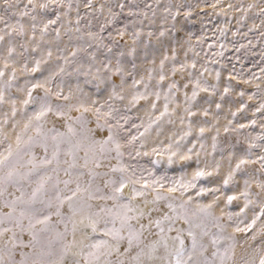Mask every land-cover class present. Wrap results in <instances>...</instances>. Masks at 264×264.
Listing matches in <instances>:
<instances>
[{
  "label": "snow or ice",
  "instance_id": "obj_1",
  "mask_svg": "<svg viewBox=\"0 0 264 264\" xmlns=\"http://www.w3.org/2000/svg\"><path fill=\"white\" fill-rule=\"evenodd\" d=\"M229 10L264 65V0H0V264H264V66L189 27Z\"/></svg>",
  "mask_w": 264,
  "mask_h": 264
},
{
  "label": "rangeland",
  "instance_id": "obj_2",
  "mask_svg": "<svg viewBox=\"0 0 264 264\" xmlns=\"http://www.w3.org/2000/svg\"><path fill=\"white\" fill-rule=\"evenodd\" d=\"M209 3L214 2V0H208ZM258 2V0H223V6L226 8L228 3H232L234 5H241L243 4L245 7L250 4ZM204 11H207L209 13L212 12V9L210 7H205L204 5L201 6ZM219 9H217L218 11ZM258 11V9H253L252 12L249 13L250 19L245 22L244 27L241 28V33H245L248 31V28L252 26L253 23L256 25H259L260 23V18L255 16V13ZM240 13L238 11H232L229 10V15L228 16H214L211 15L209 16L205 21L204 24L202 25L200 21L197 19L196 22L192 25H190V29L192 32L196 34V37L204 35L206 37L207 43H212L214 40V35L213 33L215 32L216 35H218V32L216 31L218 28L224 27L226 24L229 28L228 35H227V41L226 43L228 44V51L225 53V59L224 63L228 64L229 67L231 66V63L236 64V68L239 71L241 64H243V75L244 78L247 79L248 76L251 74V72H255L259 74V69L261 66H264L260 62V52H261V47L256 44V40L259 38V29H255L252 33H248V36L244 39H240L237 37L236 39H240L241 43H247V39H252L253 44L256 45L254 48H252L250 51L247 52V55L245 56L244 51L240 53L241 60L237 62L235 60V51L231 47V42L233 40L232 37V31H235L237 25H236V18L239 17ZM193 38L195 42V38ZM207 43L205 44V49L207 50ZM218 50V49H217ZM22 79V78H21ZM245 88H247L248 91H253L255 90V85H245ZM254 103V102H250ZM73 115H76V113H73ZM260 129L257 126L256 131L258 132ZM127 159V158H126ZM148 158H140L139 162L142 164L147 163ZM132 163H136V160L131 161ZM177 170L173 172L172 170L169 171V174H176L179 175L178 171V165L174 166ZM55 219V218H54ZM242 236V234H241ZM238 253L240 252V249L238 247L237 249Z\"/></svg>",
  "mask_w": 264,
  "mask_h": 264
}]
</instances>
